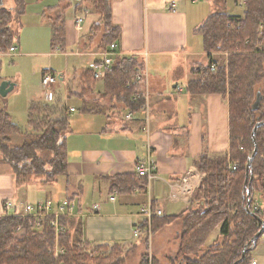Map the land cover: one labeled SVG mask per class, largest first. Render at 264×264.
<instances>
[{"label": "trees", "instance_id": "1", "mask_svg": "<svg viewBox=\"0 0 264 264\" xmlns=\"http://www.w3.org/2000/svg\"><path fill=\"white\" fill-rule=\"evenodd\" d=\"M100 14L90 28L89 39L100 34L98 48L105 50L120 37L122 27L113 22L112 0H87ZM242 15L218 11L208 15L197 26L203 38L205 51L224 52V59L212 69L198 63L191 68L196 74L187 82L193 94L220 93L229 106V151L220 156L204 152L196 158L200 171L205 173L193 194V204L177 215H155L151 222L153 234L168 224L180 220L179 244L170 264H233L241 258L242 249L261 228L264 207L254 208L256 190L264 193V124L256 130L258 151L252 162V179L249 178L251 211L246 210L247 188L244 186L246 163L254 150L252 130L258 121H264V0H244ZM26 10V0H15L13 7L0 6V53L15 44L13 19ZM52 50H66V32L63 19L51 22ZM137 57L117 56L106 70L103 96L117 102L121 110L133 114L141 112L145 100L135 98L138 82L134 81ZM47 73V70H43ZM95 78L92 68L83 74L81 96L92 93ZM258 91L262 99L258 108L253 102ZM85 102L86 100L83 99ZM83 111L95 110L88 103ZM30 131L19 143L14 138L23 135V128L6 110L0 112V160L8 163L16 181L31 175L40 176L42 182L55 180L68 174V133L71 131L69 109L61 100H32L28 107ZM237 162L236 169L231 162ZM140 176V178L138 177ZM111 188L128 192L136 186H146L144 175L114 174ZM66 231L60 236L65 252L55 256V231L47 220L42 230L34 227L33 217L24 214H7L0 217V264H122L125 260L122 246L116 243L91 244L83 238L77 217H63ZM19 228V229H18ZM218 236L213 239L214 233ZM148 241V238H145ZM94 245V246H93ZM257 245L248 244V251L237 264H248L251 250ZM86 248L90 249V254ZM146 253V252H145ZM139 264H148L144 258ZM153 264H161L154 258Z\"/></svg>", "mask_w": 264, "mask_h": 264}, {"label": "crops", "instance_id": "2", "mask_svg": "<svg viewBox=\"0 0 264 264\" xmlns=\"http://www.w3.org/2000/svg\"><path fill=\"white\" fill-rule=\"evenodd\" d=\"M76 1L74 17L67 9L51 16L50 21L63 19L66 47L76 45L77 55L90 54L89 68H92L101 58L93 53L103 50L84 52L82 49L90 47L87 46L90 28L99 20L100 14L87 0ZM83 12H88L85 18ZM78 16L83 18L79 25L76 23ZM112 16L113 22L122 27L117 40L118 52L121 56L135 52L145 64L147 76L138 81L137 91L145 104L141 112L126 119V111L103 96V87L95 85L92 93L81 96L84 74L81 73L74 92L86 103L106 109L104 117L113 123L106 124L99 115L78 118L81 120L77 122V131L71 129L68 133L69 162L68 174L63 176V194L49 197H69L76 203L77 212L73 217L80 221L86 241L91 244L116 243L127 250L137 248L140 256L135 264H139L147 244L143 236H135L133 230L144 221L142 207L151 202L163 213L177 215L193 204V194L205 176L198 169L196 158L204 152L214 157L229 151V106L220 93L193 94L187 89L189 79L197 76L191 68L203 63L195 58L190 66L184 59L186 54L197 53L189 42L191 24L199 25L205 18L199 6L191 8L188 0H112ZM89 18L93 20L90 27ZM213 55L214 52L209 55L210 60ZM168 57L172 62L165 64ZM80 60L77 58V63ZM150 60L156 64H151ZM60 76L65 78L62 73ZM35 99L45 100L39 88L35 89L27 108ZM72 106L66 104L69 110ZM115 114H121L123 121L115 122ZM148 158L153 160L154 167L150 178L144 175L146 186H136L128 192L111 188V175L138 174L137 161ZM6 164L0 160V214L5 211L6 199L13 201L14 211L23 213L26 203L32 200L25 201L17 196L14 185L18 182L13 169L9 172ZM95 205L99 208L93 211ZM166 228H170L175 236L180 232V222L176 220L163 229ZM176 241L175 252L179 244L178 239ZM155 256H158L156 251ZM257 260L258 264H264V254L257 255Z\"/></svg>", "mask_w": 264, "mask_h": 264}, {"label": "rangeland", "instance_id": "3", "mask_svg": "<svg viewBox=\"0 0 264 264\" xmlns=\"http://www.w3.org/2000/svg\"><path fill=\"white\" fill-rule=\"evenodd\" d=\"M188 1L191 4V8H196L199 6L201 13H204L203 17L205 18L210 13L224 10L230 13H243L245 8L243 5L244 0H198L194 3L190 0ZM241 1L242 3H240ZM76 4V0H26V10L24 14L19 18L13 19L11 23V27L14 30L15 45L17 46V50H8L6 52L0 53V84L4 80H8L12 83H15V86L5 95L1 94L0 92V109H5L11 112L13 120L17 122L25 132V134L18 135L14 138V143L16 144H19L26 136V132L30 131V127L28 125L27 103L31 96L34 95L35 89L39 88L40 91L45 95V88L42 86L41 78L43 70L46 68L51 69L59 79L54 85V89L56 91L55 98H59L62 104H72L75 108V110H69L71 128L74 132L77 131V126L79 125L77 122L81 120L78 118L85 115H99L106 124L113 123L112 120L106 121L104 117L106 109H101L100 106L96 107L94 104L89 103L90 107H94L95 110L83 111L81 107L85 102L74 92V90L77 89V84L80 77H82L84 71L90 67V54L82 53L77 55V46H71L69 44L67 45L65 51H51L50 17L58 15L59 12L64 13L67 9H69V15L74 17V6H76ZM0 5L8 8L13 7L15 5V0H2ZM87 14L88 12H83L84 18ZM88 22L90 27L93 20L89 18ZM197 26V24H191V39L189 42L191 47L197 50V53H189L186 54V56L184 55V59L189 62L190 66L192 65L191 60L195 58L200 59V61L205 64H208L210 61V57L204 49L203 38L197 31ZM89 40H87V46L90 47L87 49L82 46V51L85 52L99 49L98 45L100 34L97 37H94L92 40ZM93 54L101 58L103 57L101 53L96 54V52H94ZM224 55V52L214 51V55L212 56L214 60L212 64H214V67L212 69L216 67V63L221 62L225 58ZM116 57V55L113 56V61H115ZM77 58H81L78 63ZM174 58H176L177 61H180L178 57ZM150 61L151 64H156L152 63V60ZM171 62V57L166 58L165 64H170ZM142 65H144L143 60ZM83 66L84 68H82ZM156 67L158 68L159 66ZM61 73L64 74L65 78H61ZM180 80L181 79H178V81ZM39 84L40 87H38ZM95 85L98 88L103 87L104 90V79H95ZM261 87L264 89V80L261 84ZM120 115L121 114L113 115L115 122L123 121V118ZM6 166L8 171L11 172V166L8 163ZM63 176L65 175H59L53 181L42 182L40 180V176L31 175L25 180L15 183L14 191L20 199L25 201L32 200L31 202L40 199L38 197L46 198L50 195L60 196L64 182ZM254 201L258 202L261 207H264L263 191H255ZM177 221L180 222L179 229H181L182 221L181 219ZM214 236L217 237L218 233H214L213 237ZM142 238L144 239V243L147 244L148 249L151 247L153 250L154 258L156 260H158L161 264H170L172 262V259L177 252V250L175 252L174 249L177 247L176 239H178V234L174 236L172 230L170 228H166L161 229L155 234L152 233L151 239H148V241L145 240L146 237L143 236ZM147 247L145 248L143 254L148 250ZM86 250L90 254L93 253L90 252V249L88 248H86ZM122 250L126 257L122 264H135L139 259L140 251L137 248H129L127 250L122 247ZM155 251L158 256H155ZM251 254L252 257L255 258H257V255L260 256L264 254V234L260 235L257 246L251 250Z\"/></svg>", "mask_w": 264, "mask_h": 264}, {"label": "built area", "instance_id": "4", "mask_svg": "<svg viewBox=\"0 0 264 264\" xmlns=\"http://www.w3.org/2000/svg\"><path fill=\"white\" fill-rule=\"evenodd\" d=\"M192 2H196L198 0H191ZM76 23L79 25L83 18L82 16H78L76 18ZM11 51L16 50L15 45L11 46ZM59 51V50H58ZM118 42L114 41L109 45L108 49L101 51L103 55L102 58L97 59L92 66L93 76L95 79L102 78L104 79L106 70L111 66L113 63V56H121L120 52H118ZM129 58L136 57V53L132 52L127 55ZM214 64H212V68ZM147 76V70L144 65L137 67L135 72L134 81H140ZM58 77L53 72L45 73L41 78L42 86L45 88V100L52 101L55 98V89L54 85L58 82ZM135 98H140L142 95L140 93H136ZM145 104V103H144ZM75 108L72 106L70 110H74ZM134 114L131 111H127L125 113L126 119H132ZM231 168L236 169L238 163L231 162ZM153 160L148 158L147 160H138L136 163V171L139 175H146L150 178L153 175ZM114 198L115 196H111ZM13 204L10 200H5L4 202V209L5 211L0 214V217L7 215V214H24L33 217L34 220V227L37 230H42L47 220L50 222V225L53 226L55 231V242L53 245V252L55 256H60L66 250L60 244V236L63 232L66 231V225L61 222V218L63 217H72L77 212V205L76 203L69 197H61L58 199L52 197H46L34 202H28L25 205V212H16L12 210ZM99 206L95 205L93 211L98 210ZM254 208L259 210L261 206L258 202L254 201ZM141 214L144 217V221L142 224L135 226L133 233L135 236H144L148 239H151V222L152 218L155 215L163 214L161 208H154L151 202H148L146 205L142 207ZM19 229V228H18ZM264 234V230L261 235ZM144 258L148 264H153L154 254L151 247L146 251ZM62 264V263H60ZM248 264H258V260L255 257H251L248 261Z\"/></svg>", "mask_w": 264, "mask_h": 264}, {"label": "water", "instance_id": "5", "mask_svg": "<svg viewBox=\"0 0 264 264\" xmlns=\"http://www.w3.org/2000/svg\"><path fill=\"white\" fill-rule=\"evenodd\" d=\"M2 2V0H0V3ZM14 86V83H12L11 81H8V80H4L1 84H0V92L1 94L5 95L9 90H11ZM261 99H262V94L260 91H258L257 93V97L255 99V101L253 102V108L256 109L259 107L260 105V102H261ZM264 124V121H258L256 122L253 130H252V138H253V141H254V150L252 152V154L250 155V157L248 158L247 160V163H246V176H245V182H244V186L247 188V205H246V210L248 211H251V200H252V197L250 196V183H249V178L250 180L252 179V173H251V167H252V162L255 158V155L258 151V148H257V142H256V137H255V134H256V130L257 128ZM260 221H261V228L252 236V238L250 239V241L245 244V246L243 247L242 249V256L241 258H239L238 260H236L233 264H237V262L241 261L244 259L247 251H248V244L249 243H252V245H257V242H258V239L260 237V235L262 234L263 230H264V220L263 218H260Z\"/></svg>", "mask_w": 264, "mask_h": 264}, {"label": "bare ground", "instance_id": "6", "mask_svg": "<svg viewBox=\"0 0 264 264\" xmlns=\"http://www.w3.org/2000/svg\"><path fill=\"white\" fill-rule=\"evenodd\" d=\"M144 124V123H143Z\"/></svg>", "mask_w": 264, "mask_h": 264}]
</instances>
